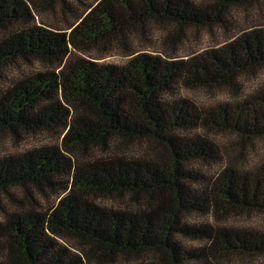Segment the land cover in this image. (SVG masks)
I'll list each match as a JSON object with an SVG mask.
<instances>
[{"label":"trees","instance_id":"1","mask_svg":"<svg viewBox=\"0 0 264 264\" xmlns=\"http://www.w3.org/2000/svg\"><path fill=\"white\" fill-rule=\"evenodd\" d=\"M56 1L65 24L37 25ZM89 1L0 0V77L22 61L47 66L0 89V138L60 137L0 156V264H264V229L227 222L264 219V155L249 156L264 142V84L212 105L181 92L241 93L242 75L264 68V24L186 58L129 42L172 25L175 50L186 30L264 0ZM115 45L125 62L86 55Z\"/></svg>","mask_w":264,"mask_h":264},{"label":"rangeland","instance_id":"2","mask_svg":"<svg viewBox=\"0 0 264 264\" xmlns=\"http://www.w3.org/2000/svg\"><path fill=\"white\" fill-rule=\"evenodd\" d=\"M90 1L88 0V3ZM45 5V4H44ZM43 5V6H44ZM75 7L83 10L82 5L75 4ZM66 15H69V11L65 9L63 11L61 5L56 1L54 9L50 7H45L41 13H37L36 24L40 23L47 24L48 26H63L65 24L64 19ZM257 24H264V1L255 3L248 6L235 7L230 10V13L226 16V23L216 24L211 27H202L197 29H188L184 32L181 42H178V47L173 50L171 46L166 41L168 37L177 32V28L172 25L163 26H152L151 34L147 36L148 40L142 34H137L138 36H133L130 38V45L134 49L141 50L143 52H151L153 54L167 56H176L178 58H186L189 55L202 53L206 49L219 48L226 42L233 39L241 30L248 29ZM164 38L166 40H164ZM151 39V41L149 40ZM108 50L104 49H93L86 55L89 58H94L99 62L103 63H123L129 57L127 56V51L120 45H115V47ZM46 65L39 63L35 60L31 62L22 61L13 67L5 70L3 78L0 77V89L7 88L10 82L23 74L29 72H37L42 69H46ZM264 84V68L258 69L254 72L244 73L241 77V93H237L233 88H215V89H195V90H183L182 93L185 96L190 97L200 105H212L219 101H232L235 100L236 96L243 95L251 92L252 90L260 87ZM239 90V91H240ZM232 137V136H231ZM58 132H38L31 134H24L17 141L10 139V137L4 136L0 138V156L9 155L13 153H22L31 147H46L51 145H58ZM220 140L227 141L230 143L235 141L232 137L229 140L226 138H219ZM259 146L254 155L251 153L250 161L253 159L261 157L264 155V142H258ZM232 149V148H231ZM255 150V149H253ZM240 153L239 149H232L231 154L233 156ZM227 156V155H226ZM228 157V156H227ZM216 166H208L203 168L206 171L207 176H211L215 172ZM52 192V191H51ZM59 194L51 193V200L58 198ZM4 202V197L0 196ZM42 202L45 201L48 204L46 198L42 197ZM191 224H202V223H212L217 222V218L213 215L208 216H190L187 217ZM228 223H232L241 227H255L264 229V219L258 217L256 214H242L237 217H231L227 220ZM185 246L199 245L198 241L195 242L191 239L184 238L181 239ZM130 263V262H129Z\"/></svg>","mask_w":264,"mask_h":264}]
</instances>
